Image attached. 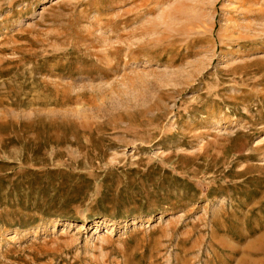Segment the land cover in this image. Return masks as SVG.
<instances>
[{"label": "rangeland", "instance_id": "obj_1", "mask_svg": "<svg viewBox=\"0 0 264 264\" xmlns=\"http://www.w3.org/2000/svg\"><path fill=\"white\" fill-rule=\"evenodd\" d=\"M0 264H264V0H0Z\"/></svg>", "mask_w": 264, "mask_h": 264}, {"label": "bare ground", "instance_id": "obj_2", "mask_svg": "<svg viewBox=\"0 0 264 264\" xmlns=\"http://www.w3.org/2000/svg\"><path fill=\"white\" fill-rule=\"evenodd\" d=\"M252 25V24H251ZM249 27V26H248Z\"/></svg>", "mask_w": 264, "mask_h": 264}]
</instances>
